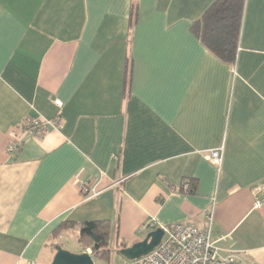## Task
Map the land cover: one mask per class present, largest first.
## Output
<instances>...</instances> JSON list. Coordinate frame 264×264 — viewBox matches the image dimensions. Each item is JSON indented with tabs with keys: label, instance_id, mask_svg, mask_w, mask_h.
Listing matches in <instances>:
<instances>
[{
	"label": "crops",
	"instance_id": "obj_1",
	"mask_svg": "<svg viewBox=\"0 0 264 264\" xmlns=\"http://www.w3.org/2000/svg\"><path fill=\"white\" fill-rule=\"evenodd\" d=\"M214 1L0 0V264H51L67 223L106 221L119 252L208 215L221 256L264 264V0H245L233 65L191 32Z\"/></svg>",
	"mask_w": 264,
	"mask_h": 264
},
{
	"label": "trees",
	"instance_id": "obj_2",
	"mask_svg": "<svg viewBox=\"0 0 264 264\" xmlns=\"http://www.w3.org/2000/svg\"><path fill=\"white\" fill-rule=\"evenodd\" d=\"M245 0H215L203 15L191 25V32L201 45L219 61L233 65L239 41ZM137 17V7H131L129 30L132 31ZM132 61L127 58L124 69L123 97L129 93ZM188 193L192 191L190 180ZM65 228L78 231L77 242L82 250L90 249L93 258L109 261V225L106 221H92L81 224L67 223Z\"/></svg>",
	"mask_w": 264,
	"mask_h": 264
},
{
	"label": "built area",
	"instance_id": "obj_3",
	"mask_svg": "<svg viewBox=\"0 0 264 264\" xmlns=\"http://www.w3.org/2000/svg\"><path fill=\"white\" fill-rule=\"evenodd\" d=\"M53 104L61 107V102L55 100ZM55 122L41 121L38 119H25L20 123L22 132L32 137H40L47 131L48 127H55ZM17 141L9 146V152L15 149ZM223 160V146L209 151L211 165L220 170ZM183 191H188V184L182 183ZM81 192L87 197H93L91 191L85 184L80 187ZM264 202L258 201L256 205ZM162 229L164 235L160 244L149 254L135 260H125L123 264H238L235 255L221 256L216 242L212 238V218L208 215L205 225L198 227L189 224H174L171 226H158L153 220L145 227V230L152 231ZM87 253L91 255L90 250Z\"/></svg>",
	"mask_w": 264,
	"mask_h": 264
},
{
	"label": "water",
	"instance_id": "obj_4",
	"mask_svg": "<svg viewBox=\"0 0 264 264\" xmlns=\"http://www.w3.org/2000/svg\"><path fill=\"white\" fill-rule=\"evenodd\" d=\"M163 235L164 233L160 228L149 231L142 241L120 250L119 254L126 260H135L143 257L160 244ZM55 251L51 264H93L92 257L86 253L72 254L63 250L60 246H56Z\"/></svg>",
	"mask_w": 264,
	"mask_h": 264
},
{
	"label": "rangeland",
	"instance_id": "obj_5",
	"mask_svg": "<svg viewBox=\"0 0 264 264\" xmlns=\"http://www.w3.org/2000/svg\"><path fill=\"white\" fill-rule=\"evenodd\" d=\"M57 246H60L63 250H66L72 254H77L81 248L75 237H67L63 241H58ZM113 245H109L107 248L111 251L109 261L106 262L102 259L93 258L94 264H123L124 258L119 254L118 249L112 248Z\"/></svg>",
	"mask_w": 264,
	"mask_h": 264
}]
</instances>
